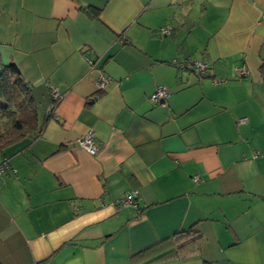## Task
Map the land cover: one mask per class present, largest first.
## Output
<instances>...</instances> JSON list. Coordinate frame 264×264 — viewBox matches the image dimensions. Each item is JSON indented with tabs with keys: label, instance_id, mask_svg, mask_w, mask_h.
Returning a JSON list of instances; mask_svg holds the SVG:
<instances>
[{
	"label": "crops",
	"instance_id": "0c3cea01",
	"mask_svg": "<svg viewBox=\"0 0 264 264\" xmlns=\"http://www.w3.org/2000/svg\"><path fill=\"white\" fill-rule=\"evenodd\" d=\"M9 64L62 96L0 157V264H264V0H0Z\"/></svg>",
	"mask_w": 264,
	"mask_h": 264
},
{
	"label": "trees",
	"instance_id": "16d2710c",
	"mask_svg": "<svg viewBox=\"0 0 264 264\" xmlns=\"http://www.w3.org/2000/svg\"><path fill=\"white\" fill-rule=\"evenodd\" d=\"M85 11L93 18L100 17V10L89 7ZM53 87L30 86L22 78L15 64L0 71V157L24 139L40 138L53 118L49 111L60 101L53 99ZM102 92V91H101ZM103 94V93H102ZM1 164V163H0ZM176 252L181 256L198 254L203 237L196 227L178 233Z\"/></svg>",
	"mask_w": 264,
	"mask_h": 264
},
{
	"label": "built area",
	"instance_id": "2783aa9c",
	"mask_svg": "<svg viewBox=\"0 0 264 264\" xmlns=\"http://www.w3.org/2000/svg\"><path fill=\"white\" fill-rule=\"evenodd\" d=\"M172 32V28L170 26L163 27L160 30V33L164 36L170 35ZM89 64L91 67H95V63L91 61L90 59L88 60ZM181 68L184 70H190L195 72L201 77H205L206 72L208 70V65L203 63V62H192V61H184L181 63ZM236 75L237 78L242 79L245 78L249 75V72L244 69L240 68L236 70ZM109 83V79H106L105 76H100L98 82H97V87L99 91H104L107 87V84ZM215 84H218L220 82H214ZM53 94V99L61 101V93L57 88H53L52 91ZM168 98V92L164 88H160L156 91V93L152 96V100L157 102V103H164L166 99ZM57 106H51L49 111L52 113L53 117H55V109ZM239 123H247V119H241ZM79 147L83 150H85L88 154L91 156H96L99 152V148L95 142L94 135L92 133L87 134L86 136L82 137L78 141ZM8 166V160L4 159V161L0 164V176L3 174L5 171V168ZM139 192L138 191H133L128 194H126L120 201L119 205L123 207H131L135 205V201L138 198Z\"/></svg>",
	"mask_w": 264,
	"mask_h": 264
}]
</instances>
